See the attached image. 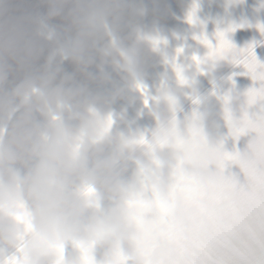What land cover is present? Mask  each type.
<instances>
[{
    "label": "clouds",
    "instance_id": "clouds-1",
    "mask_svg": "<svg viewBox=\"0 0 264 264\" xmlns=\"http://www.w3.org/2000/svg\"><path fill=\"white\" fill-rule=\"evenodd\" d=\"M189 7L0 0V264H60L62 248V264H81L82 251L95 264H118L120 253L127 264L179 258L145 240L155 212L134 204L163 196L180 162L212 178L225 163L224 97L244 101L229 79L232 55L193 39L224 0H202L191 22ZM248 7L234 0L226 18ZM235 232L231 249L198 258L246 264L264 242V216L250 211Z\"/></svg>",
    "mask_w": 264,
    "mask_h": 264
},
{
    "label": "rangeland",
    "instance_id": "rangeland-1",
    "mask_svg": "<svg viewBox=\"0 0 264 264\" xmlns=\"http://www.w3.org/2000/svg\"><path fill=\"white\" fill-rule=\"evenodd\" d=\"M188 2L190 7L185 13L186 18L203 12L202 0ZM233 2L224 0L222 12L207 21L200 36H193L209 52L225 51L232 55L233 71L229 79L231 86L244 98L242 104H232L229 97H224L228 105L222 145L225 163L212 178L204 179L186 172L180 162L163 196L156 194L134 204L141 213L154 210L155 216L145 228V240L175 248L179 258L173 264H237L232 259L214 257L203 261L198 254H207L210 249H231L235 229L247 226L248 213L264 216V120L254 119L256 105L249 102L247 95L252 81L249 77L237 75L242 71V65L234 62L246 58V54L238 53L251 44H255V53L264 61V33L258 27L264 25V7H261L264 0H246L249 7L245 14H233L227 19L231 11L229 5ZM218 32L223 33L222 40L217 36ZM192 59L197 60L198 56L194 54ZM184 146L183 141L178 144V147ZM186 150L192 158L198 146L191 143ZM237 174L245 179L252 178L255 186L242 190L234 179ZM178 213L187 216L189 228L183 227ZM139 223H144L143 217ZM255 247L254 255L246 264H264V242L258 240ZM65 252L63 248L59 250L60 264ZM80 261L81 264H95V260L83 251ZM118 264H127L123 253L118 257Z\"/></svg>",
    "mask_w": 264,
    "mask_h": 264
},
{
    "label": "snow or ice",
    "instance_id": "snow-or-ice-1",
    "mask_svg": "<svg viewBox=\"0 0 264 264\" xmlns=\"http://www.w3.org/2000/svg\"><path fill=\"white\" fill-rule=\"evenodd\" d=\"M261 7H264V3L261 4ZM188 20L191 22V14ZM258 27L264 33V25H258ZM217 36L222 40L223 33L218 32ZM254 47L255 44H251L246 49H241L238 55L246 54V58L243 61L237 59L234 62L242 65V71L237 73V75L249 77L252 81V86L247 90V95L249 96V102L256 105V109H258V111L256 109L253 110L256 113L254 119L264 120V61L257 56ZM234 179L242 190L251 189L255 186L252 178L245 179L240 174H237Z\"/></svg>",
    "mask_w": 264,
    "mask_h": 264
},
{
    "label": "bare ground",
    "instance_id": "bare-ground-1",
    "mask_svg": "<svg viewBox=\"0 0 264 264\" xmlns=\"http://www.w3.org/2000/svg\"><path fill=\"white\" fill-rule=\"evenodd\" d=\"M235 34V33H234ZM216 47V46H215Z\"/></svg>",
    "mask_w": 264,
    "mask_h": 264
}]
</instances>
